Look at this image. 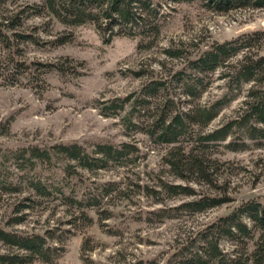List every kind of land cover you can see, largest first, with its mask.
Returning <instances> with one entry per match:
<instances>
[{
  "label": "trees",
  "instance_id": "1",
  "mask_svg": "<svg viewBox=\"0 0 264 264\" xmlns=\"http://www.w3.org/2000/svg\"><path fill=\"white\" fill-rule=\"evenodd\" d=\"M202 8L214 14H227L241 9L264 10V0H198ZM164 2H167L164 0ZM163 0H40L33 3L34 12L46 14L62 25L78 26L94 23L104 40L113 37L138 39V48L150 49L158 45L165 13H160ZM190 3L194 0H177ZM18 13L0 18V43L16 54L15 37L32 38L36 35H19L15 32ZM67 40L62 39V43ZM264 30L240 34L224 41H212L201 49L196 45L189 52L187 44L171 41L163 48L166 59L182 60V65L163 78L146 80L141 87L124 96H117L101 105L105 117H123L125 127L145 134L155 145H167L163 153L162 168L152 179L153 184H137L140 191L152 199L149 208L140 215L147 224L163 223L188 215L203 213L227 203L230 181L224 174L226 166L233 163L224 156L248 150H264V55L260 48ZM238 57V58H237ZM236 61H232L233 59ZM14 70L7 73L10 83H16L28 68L25 63L12 59ZM160 66H165L160 62ZM45 72L60 70L55 65H45ZM50 66V67H49ZM139 77L145 70L134 71ZM217 79L224 81L225 91L206 104L200 99ZM250 85L245 99L230 117L207 129L233 100L241 94L244 85ZM176 86V87H175ZM179 89V93L172 91ZM150 112V117L146 116ZM145 118V119H143ZM16 167L22 171L17 182L2 173L3 153H0V190L23 194L22 201L14 205L16 217L7 224L21 223L26 219L31 205L37 199L49 198L54 190L64 196L70 227L79 220L85 225L93 223L88 210L95 209L99 225L111 218V211L100 210L113 192H121L118 182L98 183L95 188L77 190L65 180L84 182L85 172H96L110 166H128L139 157L140 148L134 142L112 143L98 141L91 149L78 142L55 143L49 147L32 146L9 151ZM60 156L64 163L59 174L48 181L37 171L40 164L56 166ZM25 184L26 190H22ZM204 189V190H203ZM181 199L166 204L165 199ZM110 235L119 231L105 229ZM71 232V229H65ZM56 228L40 232L9 230L0 226V244L8 251H0V264H30L35 260L53 264L63 252L58 245ZM91 238L81 245L84 264H96L89 255L93 249ZM14 248L15 250H11ZM109 264H157L153 258L141 257L119 260ZM176 264H264V204L247 208L219 229L205 235L193 244L191 250Z\"/></svg>",
  "mask_w": 264,
  "mask_h": 264
},
{
  "label": "rangeland",
  "instance_id": "2",
  "mask_svg": "<svg viewBox=\"0 0 264 264\" xmlns=\"http://www.w3.org/2000/svg\"><path fill=\"white\" fill-rule=\"evenodd\" d=\"M39 1L0 0V18H11L13 13H18L14 31L19 35L38 37L36 42L28 37H15L16 54L0 43V153L4 155L3 175L17 182L23 172L16 167L9 151L32 146L44 148L59 142H78L91 149L98 141H128L137 143L140 154L128 166H110L92 173L85 172L84 182L65 180L77 190L95 188L98 183L106 181L118 182L121 192H113L100 209L112 213L111 218L104 221L106 226L99 225L98 214L91 209L88 210L93 218L91 225H85L82 219L76 226L70 227L65 223L70 210L62 204L64 196L54 190L49 198H35L40 202H27L31 208L23 222L7 224L9 219L19 215L12 209L21 203L23 194L0 190L1 227L29 233L56 228L58 245L63 252L53 264H84L81 245L87 237L91 238L90 245H93L88 253L96 264L135 257L153 258L157 264H176L205 235L219 229L247 208L264 204V150L227 153L224 158L233 161L224 170L230 181V200L227 203L163 223L142 222L140 215L153 206L152 199L145 196L137 184H153L152 179L162 168L161 157L168 146L155 145L145 134L125 127V111L105 117L100 110L103 102L136 91L146 80L166 77L180 67L182 60L166 59L163 54V48L171 41L175 44L184 41L186 49L192 52L196 50V45L204 49L214 40L221 42L243 33L264 30V10L241 9L214 14L202 8L198 0L190 3L163 0L160 13H165L166 21L159 43L144 49L138 48V39L135 38L117 36L106 42L94 23L68 26L59 24L46 14L39 16L32 8L33 3ZM64 38L67 41L62 43ZM259 53L264 55V42ZM13 57L28 65L16 83H10V77L6 76L14 70ZM160 62H164L165 66H160ZM45 65H55L60 70L45 72ZM139 70H145L146 76H137L134 71ZM217 76L218 73L200 99V104L208 103L225 91L224 81ZM249 86H243L237 99L224 108L207 129L234 114L245 99ZM172 91L179 93L178 88ZM146 113L150 117V112ZM57 158L56 166L40 164L37 169L48 181L59 174L64 163L60 156ZM26 189L23 184L22 190ZM180 199L167 198L165 203L174 204ZM65 229H71V232ZM105 229L119 231V234L110 235ZM0 251L6 252L8 248L0 244ZM30 264L48 263L35 260Z\"/></svg>",
  "mask_w": 264,
  "mask_h": 264
}]
</instances>
